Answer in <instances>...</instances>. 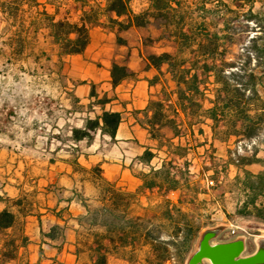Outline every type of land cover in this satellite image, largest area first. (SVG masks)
Masks as SVG:
<instances>
[{
    "label": "trees",
    "instance_id": "obj_1",
    "mask_svg": "<svg viewBox=\"0 0 264 264\" xmlns=\"http://www.w3.org/2000/svg\"><path fill=\"white\" fill-rule=\"evenodd\" d=\"M132 2L108 1L105 12L117 17L108 18L110 30L116 29L119 33L133 28L146 30L152 21L161 20L162 34L159 40L170 37L177 41L175 53L146 58L148 68L158 73L152 84H159L169 76L176 85L173 92L164 89L162 100L149 103L147 111L152 112L153 116L149 119L146 114L145 124L151 139L167 147L174 155L185 157V149L173 148L171 140L162 135L163 129L173 131L175 137L181 134L179 118L182 114L192 120L202 117L211 120L214 135L222 143L231 138H236L237 144L256 142L252 152L239 154L235 150L231 154L232 164L242 173L234 184L243 196L240 201L237 198L235 216L254 218L264 223V201L260 202V199H264V175H253L245 170L257 162L255 154L258 145L264 146V14L255 12V0H237L236 4L233 3V9L223 0H214L213 10L207 8L208 2H202L197 7L199 20L190 24L193 20L189 21L182 0H152L149 8L138 14L131 9ZM46 5L55 8L54 15H50L39 0H0V15L6 18L5 22L15 31L16 47L20 51L24 50L31 37L47 31L53 45L60 48L61 56L84 55L91 44V28L100 22L97 13L89 23L83 17L76 23L70 18L58 19L60 7L52 1L47 0ZM222 10L232 15L226 17L221 13ZM238 13H244L246 23L253 26V33L246 35L238 29L236 24L242 18L238 17ZM118 41H121L120 38ZM163 67H167L165 72ZM126 77L125 67L113 65L110 76L113 87L119 86ZM173 96L177 98L176 104L172 101ZM205 102L210 105L206 110ZM122 123L121 113L103 112L97 118L87 120L83 129H74L71 140L91 144L93 137L100 132L114 142ZM250 153L253 156L249 158L246 155ZM156 157L146 150L140 161L147 167ZM174 172L173 161H170L164 163L161 170L151 168L149 173L136 175L142 185L135 193H121L113 183L108 182L109 187L100 200L101 206L95 210L77 201L86 213L76 218L79 230L84 228L85 223L92 229L99 228L91 242L85 244L77 240V258L83 245H86L84 247L91 264H108L111 257L130 264L132 261L129 256L134 257L136 250L144 248L147 257L142 264H186L201 229L197 221L178 204L167 201L162 211L160 218L165 222L162 226L166 231L165 236L161 226H148L146 231L140 230L139 219L129 223L124 219L125 215L121 217L118 214L121 204H126L129 209L130 202L140 194L158 192L169 196L177 192L181 180L188 181L189 170ZM212 175L217 181V175ZM22 201H11L17 211L6 207L0 212V235L12 231L19 216L24 218L27 215ZM52 213L58 220H64L62 212ZM37 221L41 225L40 217ZM40 230L41 241L56 242V232L61 233L64 239V228L61 226L52 228L46 235L41 226ZM19 251V244L7 242L0 255V264L16 261Z\"/></svg>",
    "mask_w": 264,
    "mask_h": 264
},
{
    "label": "rangeland",
    "instance_id": "obj_2",
    "mask_svg": "<svg viewBox=\"0 0 264 264\" xmlns=\"http://www.w3.org/2000/svg\"><path fill=\"white\" fill-rule=\"evenodd\" d=\"M50 1L60 7L58 19L70 18L71 21L79 23L83 17L89 23L94 20V14L97 13L100 22L91 28V32L96 34L101 32L100 30L108 29L117 36L109 42V46L115 48L110 49L111 54L104 57L88 53L76 57L61 56L60 48L53 45L47 31H41L34 38L31 37L22 52L16 47L15 31L5 22L6 18L0 15V212L6 207L17 211L12 202L22 199L27 214L24 218L18 217V223L12 231L0 235V255L7 242L14 241L20 246L17 260L10 261L9 264H47L46 260L50 252L55 254L56 249H60L57 259L61 257V261L57 264H91L86 245L82 243L91 242L99 228L92 229L85 223L83 229L75 231L72 227L64 225L62 227L64 239L61 233L56 232L57 240L53 243L41 241V230L37 221L38 217L43 218L46 224L43 231L46 235L56 227L51 221L45 220L53 216V211L57 212L59 208H63L60 212L65 221L71 220L73 216L71 211L77 214L75 212L81 210V215H85V210L78 202L87 204L92 210L98 209L101 206L100 200L109 187L107 185L110 181L105 177L100 165L89 163L91 169L81 167L78 163L82 156L81 146L73 142L72 136H69L70 128L77 125L72 119L77 113L79 114L81 108L75 103L74 92H70L76 85H80L79 65L88 64L89 76L97 65L103 68L104 62L111 64L112 68L117 62L119 66H123L130 59L131 53L127 48L129 43L137 47L140 46L141 41L145 58L166 52L173 54L175 49L177 50L176 40L170 37L158 39V36L161 37L162 34L161 20L152 21L146 30H139L138 35L124 32L126 39L121 37V41H118V36L122 34L116 33V29L110 30L108 18L111 14L105 12V6L110 0ZM182 1L189 21L193 20L190 24L199 20L197 7L202 2L209 3L207 4L209 10L214 8L212 4L214 0ZM236 1L223 0L232 9ZM255 1V12L264 14V0ZM39 2L44 5L47 0H39ZM150 2L151 0H137L133 3V9L140 13L149 7ZM47 12L54 15L55 8L48 6ZM221 13L226 17L232 15L226 10H222ZM240 16L241 21L236 24L238 29L246 35L249 32L253 33V26L246 23L244 13H238V17ZM117 57L121 58L120 61L116 60ZM96 90L97 87L93 86L92 92L95 93ZM70 113L73 114L71 117H69ZM88 113H93L91 108ZM68 119L71 122L68 123ZM96 138L97 135L93 137L91 144L98 141ZM238 145L236 144L233 152L237 150ZM93 155L90 153L88 157ZM15 160L18 162L16 167L20 162L22 163L20 167L14 169L11 175H4V172H7V168L4 171L5 167L15 165ZM204 164L203 171H198L199 174L192 176L195 179L191 180V183L181 192L169 196L158 192L140 194L130 202L129 209L126 208V204H121L118 208L119 216L125 215L124 219L129 223L139 219L140 230L146 231L148 226H161L165 236L166 231L162 227L165 222H162L160 216L166 207V202L171 201L196 220L201 229L192 245L186 264L197 252L204 234L209 232L219 233V237L212 242V245L243 240L246 244L244 257L254 255L264 242V223L252 218L235 216L234 208L237 198L224 196V186L219 184L221 180H217L216 188H207L206 180L213 176L208 171L214 170L215 165L211 160L207 161L205 167ZM133 169L135 175L147 173V168L139 165ZM113 185L121 193L127 192L124 191V187L117 186L115 183ZM73 199L75 202L71 204ZM49 202L53 203L52 206L58 205L54 210L49 209ZM73 238L81 241L83 245L78 258L76 249H73L69 243V239L73 240ZM23 239H25L24 242ZM135 256H129L132 261L130 264H142L147 257V250L138 249ZM41 257L45 259V262L43 259L41 263ZM108 264L128 263L120 262L117 257H111ZM204 264H210V262L206 261Z\"/></svg>",
    "mask_w": 264,
    "mask_h": 264
},
{
    "label": "crops",
    "instance_id": "obj_3",
    "mask_svg": "<svg viewBox=\"0 0 264 264\" xmlns=\"http://www.w3.org/2000/svg\"><path fill=\"white\" fill-rule=\"evenodd\" d=\"M134 2H137V0ZM134 2L130 5L133 11ZM150 4L151 2L149 3V6ZM44 7H46V10L48 11V6L46 4H44ZM135 14L138 13L135 12ZM111 18L117 19L114 14L111 15ZM100 31L101 32H96V34L91 32V44L85 53L99 57L111 54L110 49H114L115 47L109 46V42H111V39H114L117 35L108 29ZM127 32L138 35L139 30L133 28ZM116 33H118V31H116ZM120 34L122 35H119L118 38L124 37L126 39L124 32ZM159 38L160 35L158 36V39ZM142 45V41L140 46L138 45L137 47L129 43L127 48H129L131 53L130 59L122 66L127 69V77L117 87H113L111 83V64L108 65L104 62L103 68H100V66L97 65L94 67V71L91 72V76L88 75L89 66H87V63L79 65L78 79L80 85H76L70 92H74V97H76L75 103L81 108L79 114L77 113L74 116L75 118L72 119L77 125L74 126V128H70L71 133H69V136H72V131L74 129H83L87 120L95 119L103 112L121 113L123 116V123L119 128L117 138L114 142L111 138L99 132V134H97L98 141L96 140L95 143H78L81 146L80 150L82 153L81 160L79 159L78 163L81 167H86L87 169L92 168L89 163L100 165V169H102L105 177L108 178L111 183L124 187V191L135 193L142 185L141 181L137 179L135 175L133 169L135 166L139 165L145 167L147 168V173H149L151 168L154 170H161L164 163L173 161L175 170L173 174L188 169L189 178L188 181L181 180L180 189L177 192L169 194L172 195L185 189V187L191 183V180L195 179L192 178V176L199 174L198 171L202 172L203 164L206 162V164H204L205 167L207 161L211 160L214 163L215 168L212 171H208V173L216 174L217 179L221 180L219 181V184L224 186V196L226 198H238V201H240L241 197L243 198V196H241L242 192L238 187H235L234 184L236 178L238 176L241 177L242 173L232 164L231 161V154L236 147L237 139L231 138L224 143L218 141L214 135V125L211 120L204 117L192 120L191 117L187 118L181 114L179 124L182 126V131L178 137H175L173 131L169 129L162 130V135L171 140L173 148L181 147L186 150L185 157L174 155L171 153V150L169 151L167 149V147L161 146L158 141L151 139L145 124L146 114L149 119L153 116L152 112L147 111L149 103L153 100H162L164 89L166 88L169 92H173L176 90V85L172 82L169 76H166L165 81L161 80V83L159 84L151 83L158 73L155 69L148 68ZM166 53L172 54L171 52ZM120 59L121 58L118 57L116 58L117 61H120ZM97 61H99V59ZM115 64L119 65V62ZM102 70L103 74H101ZM166 70L167 67H163V71L165 72ZM100 85L101 90H99ZM93 86L97 87L95 93L92 92ZM176 100V96H173L172 101L175 104ZM89 108H91V112L93 113H88ZM204 108L205 110L210 108L208 102L204 103ZM72 115L73 114L70 113L69 117ZM69 122H71L70 119H68V123ZM244 143L246 144L247 142ZM72 146L77 147L76 145ZM146 150L151 151L157 156L151 165H147V167L140 161V157H142ZM90 153L94 155L88 157ZM246 156L250 158L253 154L250 153ZM255 157L257 162L246 167L245 170L253 175L263 176L264 146L262 144L258 145ZM16 162L17 161L15 160V165H7L5 167L4 171H6L7 168V172H4V175H11L14 169L20 167L22 163L20 162L19 166L17 165L16 167ZM18 176H20V174H18ZM13 177L15 178L14 175ZM20 178L21 177H19V179ZM238 201H236L234 211L237 209ZM263 201L264 199H260V202ZM73 202H75L74 199L71 204H74ZM260 202L258 204H260ZM52 205L53 203L49 202L48 208L54 210L58 204L56 206ZM61 209L63 208H59L57 213H59ZM70 213L73 215L71 220H58L54 215L50 216V218H45V220L47 219V221H51L52 225L61 227L65 225L78 231L80 227L76 218L77 215H81L82 211L75 212L77 214H74L73 211ZM252 219L257 220L254 218ZM44 223L43 218H41L39 230L40 226L42 229L45 227L46 224ZM69 243H71L73 249L76 248V238H73V240L69 239ZM54 245L57 246V244ZM58 251H60V249H56L55 254L52 251L50 252V256L48 260H46L47 264H57L61 261V257L57 259ZM41 259V263H43L44 258L41 257ZM119 260L120 262L126 263L121 259Z\"/></svg>",
    "mask_w": 264,
    "mask_h": 264
},
{
    "label": "water",
    "instance_id": "obj_4",
    "mask_svg": "<svg viewBox=\"0 0 264 264\" xmlns=\"http://www.w3.org/2000/svg\"><path fill=\"white\" fill-rule=\"evenodd\" d=\"M218 237V232L204 234L197 252L189 259L188 264H204L206 261L210 264H264V242L254 255L244 257L246 244L243 240L212 245Z\"/></svg>",
    "mask_w": 264,
    "mask_h": 264
},
{
    "label": "built area",
    "instance_id": "obj_5",
    "mask_svg": "<svg viewBox=\"0 0 264 264\" xmlns=\"http://www.w3.org/2000/svg\"><path fill=\"white\" fill-rule=\"evenodd\" d=\"M256 145H257L256 142H252V143L244 144V145L242 143H240L238 145V148H237L238 153L239 154H244L246 151L247 152H252L253 147L256 146ZM206 184H207V188L208 189H214V188H216L218 186V182L215 181L213 178H208L206 180Z\"/></svg>",
    "mask_w": 264,
    "mask_h": 264
}]
</instances>
